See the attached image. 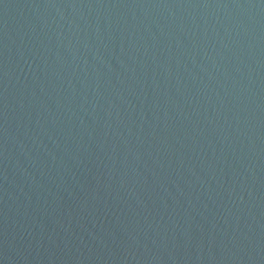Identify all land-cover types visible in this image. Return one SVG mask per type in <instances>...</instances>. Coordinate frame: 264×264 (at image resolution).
I'll return each instance as SVG.
<instances>
[{
    "label": "water",
    "instance_id": "obj_1",
    "mask_svg": "<svg viewBox=\"0 0 264 264\" xmlns=\"http://www.w3.org/2000/svg\"><path fill=\"white\" fill-rule=\"evenodd\" d=\"M0 264H264V0H0Z\"/></svg>",
    "mask_w": 264,
    "mask_h": 264
}]
</instances>
